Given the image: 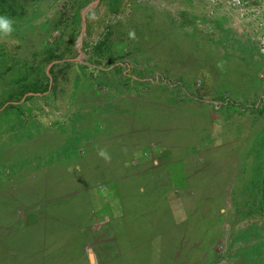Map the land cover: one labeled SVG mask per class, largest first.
<instances>
[{"label": "rangeland", "instance_id": "obj_1", "mask_svg": "<svg viewBox=\"0 0 264 264\" xmlns=\"http://www.w3.org/2000/svg\"><path fill=\"white\" fill-rule=\"evenodd\" d=\"M233 1L0 33V264H264V0Z\"/></svg>", "mask_w": 264, "mask_h": 264}, {"label": "trees", "instance_id": "obj_2", "mask_svg": "<svg viewBox=\"0 0 264 264\" xmlns=\"http://www.w3.org/2000/svg\"><path fill=\"white\" fill-rule=\"evenodd\" d=\"M36 0H0V15L7 16L10 20H30L34 15L28 12Z\"/></svg>", "mask_w": 264, "mask_h": 264}, {"label": "clouds", "instance_id": "obj_3", "mask_svg": "<svg viewBox=\"0 0 264 264\" xmlns=\"http://www.w3.org/2000/svg\"><path fill=\"white\" fill-rule=\"evenodd\" d=\"M14 30L13 28V22L12 20H10L7 16H3L0 15V33L4 34V35H8L10 33H12ZM130 37H134L135 33L134 32H130L129 33ZM99 156L103 157L105 160H109L110 157L108 155V153L106 151L101 150L98 153Z\"/></svg>", "mask_w": 264, "mask_h": 264}, {"label": "built area", "instance_id": "obj_4", "mask_svg": "<svg viewBox=\"0 0 264 264\" xmlns=\"http://www.w3.org/2000/svg\"><path fill=\"white\" fill-rule=\"evenodd\" d=\"M217 1L218 0H212L213 3H217ZM233 2L236 3V4H239L240 0H234ZM260 43H261L260 50H261V53L264 55V37L261 39Z\"/></svg>", "mask_w": 264, "mask_h": 264}, {"label": "crops", "instance_id": "obj_5", "mask_svg": "<svg viewBox=\"0 0 264 264\" xmlns=\"http://www.w3.org/2000/svg\"><path fill=\"white\" fill-rule=\"evenodd\" d=\"M183 163V162H182Z\"/></svg>", "mask_w": 264, "mask_h": 264}]
</instances>
